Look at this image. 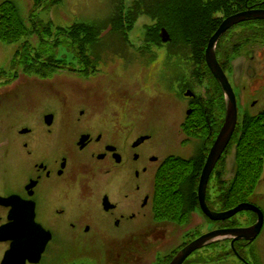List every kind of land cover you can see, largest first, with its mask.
<instances>
[{"label":"flooded vegetation","instance_id":"af4514ba","mask_svg":"<svg viewBox=\"0 0 264 264\" xmlns=\"http://www.w3.org/2000/svg\"><path fill=\"white\" fill-rule=\"evenodd\" d=\"M204 1L210 25L218 27L238 14L264 12V0ZM122 31L130 39L132 32ZM133 39L124 44L123 51L131 50L124 58L117 51L113 71L84 62L67 67L68 80L52 83L41 78V67L34 75L23 66L0 71V264H170L192 237L231 229L230 222L209 220L199 201L188 218L162 210L170 171L185 163L203 168L225 122V95L206 55L202 62L192 52L186 60L173 53L182 43ZM217 61L239 88L243 80L250 87L264 78V20L229 30L217 47ZM171 66L176 72H169ZM53 88L70 91V103L58 93L46 107L39 95ZM241 97V118L261 117L264 108L247 113ZM173 105L179 116L171 119ZM238 136L209 183L213 212L230 210L225 172L213 183L220 166H228ZM193 218L198 226L185 234ZM188 235L189 241L164 255L171 241ZM214 246L185 264H201L205 256L206 264H225L215 259Z\"/></svg>","mask_w":264,"mask_h":264},{"label":"trees","instance_id":"16d2710c","mask_svg":"<svg viewBox=\"0 0 264 264\" xmlns=\"http://www.w3.org/2000/svg\"><path fill=\"white\" fill-rule=\"evenodd\" d=\"M30 1H32V6L29 20L32 27L26 24L13 2L5 1L0 5V41L11 46L24 39L25 41L23 40L17 46L14 61L17 63L19 59L18 68L23 66V72L29 75L38 74L34 68L41 67L43 80L55 76L59 71L65 69L63 68L66 65L65 61L59 55L57 56L58 48L63 46L72 51L79 64L84 62L100 63L97 60L96 50L115 48L116 37H121V42L124 39L128 41L127 34L122 36L124 32L122 30L124 28L131 30L140 17L149 18L157 30L160 27L168 29L177 46L182 43L184 48L191 53L200 54L199 59H202V62L209 38L218 28L217 25H210L211 11L209 8L204 10L206 9L203 7L206 5H204V0H138L133 2L130 7L126 0H117L114 3L111 18L100 26L77 23L66 31L58 30L54 41H49L50 52L48 56L44 52L47 59L43 61L42 58L45 57L39 53L32 57L31 52L38 43L41 47L44 45V33H49L48 36L51 38L53 34H51L50 23L44 25L42 22H35V14L39 10L42 11L46 3L50 1L59 3L61 0ZM33 37H36V42L35 40L31 42ZM157 39L159 40L158 36ZM123 49H120L122 54H124ZM116 53V49L109 52V58H117ZM84 76L85 74L82 73L79 78ZM239 135L236 146L237 168L234 171V178L228 184L226 193L227 203L225 206L229 209L249 202L262 180L264 174V113L261 117L244 119L240 125ZM198 165V162L195 164L185 163L182 166L175 165V172L170 171V179L166 184L168 197L165 198L166 204L162 207L167 215L176 217L178 214H183L187 218L195 211V207L198 206L196 189L202 171Z\"/></svg>","mask_w":264,"mask_h":264},{"label":"rangeland","instance_id":"374dc122","mask_svg":"<svg viewBox=\"0 0 264 264\" xmlns=\"http://www.w3.org/2000/svg\"><path fill=\"white\" fill-rule=\"evenodd\" d=\"M5 1H11L13 2L18 9V12L21 14L22 18L25 20L26 24H28L29 27H32V23L29 20L30 19V8L32 1L30 0H0V5L4 3ZM138 0H129L128 6L130 7L133 2H136ZM115 0H61L59 3L50 1L49 3H46L44 5L43 10L37 11L35 14V22L37 23L42 22L44 25H47L46 23L51 24V34L52 38L48 36L49 33H44V45L41 47L40 43H38L36 48L31 52L32 57L35 56L36 53H39L42 55V60L44 61L47 59V57L44 55L45 54L48 56V53L50 52L49 50V41L55 39L58 30H64L66 31L68 28H70L72 25L77 24V23H83L87 25H95V26H100L101 24L105 23L107 20L111 18V14L113 13V7H114ZM151 23V20L147 17H140L137 23L134 25L133 29H136V35L140 33V29L143 27L145 23ZM41 24V23H40ZM154 34L151 33L150 36ZM145 33H141L138 39L139 41H142L144 38ZM29 40V38H26ZM24 39H22L23 41ZM35 40L36 42V37H33L31 39V42ZM19 42L17 44H12L6 45L0 41V71L6 70L9 72H14L17 71L18 69V64L20 63V60L18 59L17 63L14 61L15 60V53L17 46L22 43ZM25 41V40H24ZM63 41V39H62ZM135 42V41H134ZM114 43H117L115 45V48L108 49V50H96V55L98 56V61L103 64L105 67H112V63L117 61L118 59L116 57L109 58L110 54L109 52H113L115 49L116 51L122 49L124 42H121V37H116ZM138 43V42H137ZM250 48L252 49L253 46L249 44ZM171 46H169V49ZM67 49V48H66ZM173 49V48H172ZM58 54L59 57L63 56V60L65 61L66 66L70 65L72 66L73 64L75 65L76 62H74L73 56L69 52H66V50L62 47L58 48ZM102 52V53H101ZM165 52V50H164ZM175 54H181L186 57V60L193 59L190 55V51L185 49L184 47H176V49L173 51ZM109 54V55H108ZM50 56V55H49ZM123 58L125 56V53L122 55ZM167 56V52H165V57ZM245 58V55H244ZM70 66H68L70 68ZM76 66V65H75ZM73 67V66H72ZM114 67V66H113ZM115 69V68H114ZM230 69L232 72H236L237 69L233 68L230 66ZM100 72H102L100 70ZM169 72H176L175 67L171 66L169 69ZM102 76V75H101ZM105 76V75H103ZM102 76V77H103ZM63 77H57V79L64 80L62 79ZM65 81V80H64ZM52 83V82H51ZM232 83V82H231ZM242 87L239 88L237 87L234 83L233 89L234 92L237 96L238 99V105H239V114L241 116L243 112V107L241 105V96L243 95L246 98L247 105L244 107L247 108V113H258L259 111H262L264 108V78H261V80H257L256 84L254 86H248V81H242ZM50 86V85H49ZM53 93L50 90H46L44 94L39 95V98H42L45 96L44 100L46 102V107L48 105H53L55 102L53 99V95L57 97L58 93L62 100L68 101L70 103V98H71V92L70 91H63L61 89L53 88ZM171 89L168 90V95H170ZM125 96V95H124ZM123 97V95H122ZM124 97V99H126ZM119 99L121 100V97L115 96L114 99ZM50 99V101H49ZM117 99V100H118ZM245 102V100L243 101ZM172 110H170V118H175L179 116V112L175 108L176 106H172ZM112 108V107H110ZM114 109V108H113ZM242 120V118H241ZM177 156L180 157H188L184 151H178L176 152ZM227 161L229 163L228 169L226 172L229 170V174H231V168L234 165V156H233V151L231 150L228 157ZM225 167L226 166H220V169L216 175L215 182L213 183V186L216 184L217 179L220 177V174L225 172ZM264 172V168H263ZM228 176V175H227ZM254 198L250 199V202L253 205L258 206L261 208L264 212V182L263 184L259 185V188L257 189ZM254 220L253 216L249 212H244L240 213L233 219V226L237 227L242 226V228L247 227L250 223H252ZM191 223L188 226V228L184 229L185 234L188 232V230H195L198 226V223L194 220H190ZM193 221V222H192ZM242 224V225H241ZM187 227V226H185ZM189 235L188 236H183V239H177L174 241H171L169 245L166 246V248L163 249L164 255L172 250L176 243L179 245L183 243L184 241H188ZM214 249L216 252L219 254L218 257L216 256L217 254L214 253ZM213 250H210L211 253H214L215 259L217 261H224L225 264H264V227L263 231L260 234V236L257 238V241L254 242L251 245L246 246V248H241L237 246L236 248L233 249V247L228 244H224L222 247L214 248ZM243 257V258H242ZM211 260V259H210ZM197 261V260H196ZM197 262L201 264H206L207 263V258L206 256L201 258V260H198ZM209 262V261H208ZM220 263V262H219ZM77 264H92L89 260L86 262H77ZM221 264V263H220Z\"/></svg>","mask_w":264,"mask_h":264},{"label":"water","instance_id":"95a60500","mask_svg":"<svg viewBox=\"0 0 264 264\" xmlns=\"http://www.w3.org/2000/svg\"><path fill=\"white\" fill-rule=\"evenodd\" d=\"M258 19L264 20L263 11H248L246 13L238 14L235 17L225 20L224 23L220 26L221 28H219V30L211 38V41L207 47L206 61L211 72L214 74V76H216L219 84H221L223 93L226 97V121L224 126L222 127L221 133L217 138V142L210 151L211 153L202 172V177L199 184L201 209H203L204 213L208 216L209 219L217 222H222L231 220L234 216L238 215L239 213H243L244 211H251L257 214L258 221L256 225L251 228L222 230L219 232H213L210 235L202 236L199 240L192 242L188 247L182 250L178 254V257L175 258L171 264H184L185 261H187V259H189L191 255H193L194 252L200 251V249L212 246V244L220 243L225 240L232 241V246H234L236 242L247 241L249 243H253L256 241V238L263 230L262 228L264 225V215L262 211L256 206L244 203L237 206V208L233 209L232 211L218 214L209 210L206 204V193L208 188L207 185L212 175L211 173L216 168L220 157L225 152L224 150L230 144L231 138L236 131V126L238 123V105L236 94H234L231 84L229 83L225 73L222 71L219 65V62L217 61L216 47L225 33L231 28L235 27L236 24ZM161 37L164 42H169L170 36L166 30L162 31ZM49 119H52V117H48V120Z\"/></svg>","mask_w":264,"mask_h":264}]
</instances>
